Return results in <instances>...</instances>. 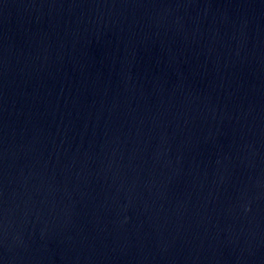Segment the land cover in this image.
Segmentation results:
<instances>
[{"label": "water", "instance_id": "obj_1", "mask_svg": "<svg viewBox=\"0 0 264 264\" xmlns=\"http://www.w3.org/2000/svg\"><path fill=\"white\" fill-rule=\"evenodd\" d=\"M0 264H264V0H0Z\"/></svg>", "mask_w": 264, "mask_h": 264}]
</instances>
